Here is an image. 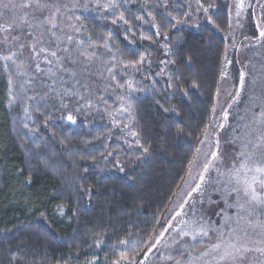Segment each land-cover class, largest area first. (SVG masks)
<instances>
[{
    "label": "trees",
    "instance_id": "1",
    "mask_svg": "<svg viewBox=\"0 0 264 264\" xmlns=\"http://www.w3.org/2000/svg\"><path fill=\"white\" fill-rule=\"evenodd\" d=\"M59 2L66 5L60 28L73 37L69 47L83 42L95 52L91 74L82 78L88 90L80 89L81 103L92 106L70 124L60 119L67 112L54 94L42 99L46 75L36 74L34 64L26 67L37 79L26 84L29 75L18 76L10 61L0 60V264H111L121 254L145 264H175L189 253L200 254L216 239L188 236L165 246L176 213L192 197L172 215L170 207L211 121L225 70L233 72L237 88L240 71L247 73L252 87L241 93L243 100L264 92V48L255 61L240 55L241 47L250 46L253 54L262 41L256 25L264 26V9L258 16L264 0L254 2L252 23L234 48L229 26L234 0H200L209 9L205 15H195L203 10L197 0H115L117 7L107 10L108 0ZM21 51L18 63L29 56L27 48ZM0 53L7 54L5 46ZM142 55L145 60L135 68L128 64ZM63 75L70 87L73 81ZM122 96L133 105L131 120L120 111ZM131 131L140 133L142 147ZM222 135L215 134V151ZM164 229L161 244L145 259L143 253ZM121 239L129 242L126 247ZM161 253L174 259H161Z\"/></svg>",
    "mask_w": 264,
    "mask_h": 264
},
{
    "label": "snow or ice",
    "instance_id": "2",
    "mask_svg": "<svg viewBox=\"0 0 264 264\" xmlns=\"http://www.w3.org/2000/svg\"><path fill=\"white\" fill-rule=\"evenodd\" d=\"M197 4L203 8L200 0H197ZM260 6L264 9V4ZM103 7L107 10L116 8L117 4L115 0H108V3ZM209 7H214V5H209ZM235 7L236 16L240 17L245 9L244 0H237ZM62 8H66V5L61 4L59 0H0V45L5 46V52L7 53H0V60L10 61L15 66L18 76L29 75L30 78L25 81L26 84L37 79V76L30 74L26 67V65L30 67L34 64L36 74L46 75V79L41 81L47 89L42 99H48L50 93L54 94L51 98L58 99L59 108L67 112V115L61 116L60 119L66 120L70 124H76L75 114L81 112L85 107L92 106L91 101L81 103V101H85V96L80 89L88 90V86L82 82V78L87 79L91 74L95 52L89 51L92 45L84 47L83 42H78L76 48L69 47L73 42V37L64 34L63 29L60 28L61 17H63ZM203 11L207 14L209 9L203 8ZM76 19H79V17ZM118 19L128 23L123 14H120ZM137 19H140V17H137ZM208 22L213 23L210 16ZM113 23H116V20H113ZM229 26L231 27V25ZM72 27L75 31H80L74 25ZM256 27L259 32L258 39L264 40V26L257 22ZM57 29L60 30V34L57 33ZM157 35H159V32H157ZM142 39H149V37H142ZM103 46L107 47V41ZM167 47L165 45L166 49ZM25 48L29 50V56L26 60H20L18 63V57L23 55L21 50ZM61 52L64 55H60ZM144 60L145 57L142 55L138 61H129L128 64L135 68ZM171 62L174 63V61ZM42 65H46L47 68L45 69ZM7 68L8 64L5 63V70ZM107 71L111 74L112 68H107ZM63 74H67L69 79L73 81L70 87L66 86L68 81L65 80ZM246 76L247 73L241 70L239 87L235 90L236 95L233 97V103L239 100L245 88ZM111 78L116 79L115 75H112ZM47 80H51L52 83H47ZM8 83L9 92L11 93L13 83L11 77ZM252 83L254 85L256 81L253 80ZM117 86L124 88L123 84ZM169 87H173V85L169 84ZM127 88L133 90L131 81L127 82ZM33 98L28 97L30 100ZM120 99L125 102L120 111L128 112L131 120L132 103L123 96ZM249 99L252 102L251 107H258L259 111L252 112L251 119L243 124L238 135L233 136L231 143L238 142L239 150L231 158V166L224 170L217 167V161L222 163V159L218 151H212L210 159L206 160L202 171L199 173V181L187 194L190 198L193 193H198L203 197L206 191L205 185L209 184L208 174L215 169L217 179L213 191L220 196L225 208L235 209V211L231 215L226 212H217L216 215L221 217L218 222L219 227L211 225L208 221L197 225L195 221L181 219L179 221V224L183 225L179 228L181 238L190 236L193 240H196L197 237H209L210 231L215 232L217 235L216 242L208 245L198 256L193 258L192 254L189 253L187 259H175V264H197L198 261H202L203 264H264V92H261L259 96H250ZM256 101H259V103L257 104ZM9 103H12V100ZM231 106L230 104L229 108ZM165 111H168V109H165ZM212 111L215 113V106H213ZM245 111H250V109L246 108ZM228 115V111L225 110V121H227ZM48 119H51V117H48ZM243 119L244 117H241V120ZM124 127L129 128L130 125L125 124ZM219 127L223 128L224 124H220ZM208 128L209 125L206 124L205 136H207ZM130 135L135 139L137 147H142L139 142L140 133L131 131ZM204 142V140L200 141L201 144ZM219 144L220 142L217 139V149H219ZM143 151L147 153L149 149L145 147ZM199 153L200 148H197L196 154ZM109 155L112 154L109 153ZM195 164L196 157L194 155V158L188 162L189 174H191V169ZM123 170L121 167L120 171L123 172ZM89 195H91L90 191ZM207 200L210 207L213 204H219V201L213 200L211 195L208 196ZM187 203L188 201L185 200V204ZM203 203L204 201L201 199V204ZM180 208L183 209L184 204H181ZM58 211L63 214V206H59ZM197 211H201L203 214L207 210L192 208L194 215ZM182 215V211L176 213L177 217ZM173 219L175 220L176 217ZM166 231L168 229H164L159 236L154 237L155 242L143 253L145 259L153 249L161 244V238ZM128 243L125 239L119 241V245L125 247ZM99 246L100 242L97 243V247ZM179 255L184 257L185 254L181 252ZM206 257H211V259H205ZM160 258L165 260L174 259L173 256H165L163 253H161ZM15 259V254H13V260ZM111 264H145V261L140 260L137 262L134 257L130 259L127 255L121 254L117 259L112 260Z\"/></svg>",
    "mask_w": 264,
    "mask_h": 264
},
{
    "label": "rangeland",
    "instance_id": "3",
    "mask_svg": "<svg viewBox=\"0 0 264 264\" xmlns=\"http://www.w3.org/2000/svg\"><path fill=\"white\" fill-rule=\"evenodd\" d=\"M256 0H244L245 9L241 13L240 17L236 16V7L235 4L237 0H234L233 2V9H232V18H231V44L232 48L238 46V40L242 36L243 30L249 29L250 23H252V20L250 18L249 12L254 10L255 5L254 2ZM250 6V7H249ZM197 12L195 15L198 14H204V11L197 8ZM65 10V9H63ZM260 13H262V8L258 13V16H260ZM250 46H244L241 47L240 55L245 58V61L251 60L255 61L259 59V55L261 54V50L264 48V40L261 42H258L254 45L255 52L253 54L251 53ZM231 50V48H230ZM229 51L227 52V56L229 55ZM257 53V54H256ZM228 57L226 58V60ZM259 63V62H258ZM256 63V64H258ZM255 64V66H256ZM233 72L229 69H226L223 73V79L222 83L219 87V91L217 94V97L215 99V113L212 114L211 121L209 123V128L207 130V136L204 135L203 139L205 142L203 144L200 143V153L196 155V164L191 169V174H187L180 190L176 194L173 203L170 207V215L177 212L180 208V205L183 203L186 197H188V193L191 191L193 187H195V184L199 181V173L202 171L203 164L206 162L207 159H210V153L212 151H215V134L217 131L221 130L223 133L220 142L221 147L219 145V149H217L218 154L220 155L222 159V163L220 161H217L216 166L220 167L222 170L227 169L232 164V157L234 156L235 152L239 150V145L237 143H231L233 140L234 135H238L240 132V128L243 126L244 123H247L251 119V113L252 112H258L259 108H252L251 107V101L248 98L239 97V100L234 103L228 110V119L227 121L224 120V112L227 110L229 103L231 102V99L233 95L235 94L236 82L234 81L232 74ZM260 83H264V81H261ZM255 85V84H254ZM247 87L251 88L252 86H248V82L245 84V88L243 91H247ZM255 87V86H254ZM242 91V92H243ZM248 94V93H247ZM260 94L250 93L248 96H259ZM247 96V95H244ZM258 104L259 101H256ZM248 108L250 111H245V109ZM241 117H244L243 120H241ZM220 124H224V127H219ZM207 154V155H206ZM209 175V184L205 185V193L204 196L201 197L198 193H193L192 198L190 199V202L188 203L187 207L183 211V215L177 217V220L174 221L172 226L170 227V230L167 234V237H165V245H167L169 242H171L173 245H176L178 240L181 238L179 235V228L183 227V225L179 224V221L181 219H186L189 221H195L196 224L204 223L205 221H208L211 225L215 227H219V220L221 219L220 216L216 215L217 212L221 213H227L229 215L233 214L235 209H228L225 208L223 201L220 199V196L213 191V187L215 186V180L217 179V173L215 169L211 170ZM211 195L212 199L215 201H219V204H213L211 207L208 204V196ZM201 199H203L204 203L201 204ZM195 207L197 210L206 209L207 211L203 214L201 211H197V213L194 215L192 212V208ZM227 230L225 229V232ZM216 233L210 231L209 237H213L216 239ZM208 237H203V240H205ZM192 239V238H191ZM202 240V241H203ZM199 254H193L192 257L195 258ZM258 255V254H257ZM188 257V256H187ZM205 259H211V257H206ZM197 264H203L202 261H198Z\"/></svg>",
    "mask_w": 264,
    "mask_h": 264
}]
</instances>
